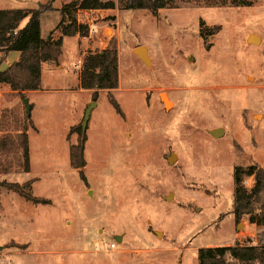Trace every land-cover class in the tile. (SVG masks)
<instances>
[{
    "label": "rangeland",
    "instance_id": "374dc122",
    "mask_svg": "<svg viewBox=\"0 0 264 264\" xmlns=\"http://www.w3.org/2000/svg\"><path fill=\"white\" fill-rule=\"evenodd\" d=\"M101 1H112L113 11L81 16L98 24L96 33L65 39L40 91L21 98L0 86V136L26 129L30 160L25 173L19 154H0V264H199L200 249H264L263 229L232 214L234 168L264 169V0H170L157 16L124 10L125 0ZM48 2L0 0V10ZM41 18L43 37L58 13ZM201 28L216 29L200 36ZM110 41L119 74L111 94L121 115L105 91L92 101L93 92L76 85L85 54ZM139 46L149 65L133 53ZM92 102L85 166L73 169L69 148L79 131H69L81 128ZM215 129L222 137L211 136ZM240 179L248 190L254 184L245 173ZM3 182L30 183L24 190L48 204L34 205ZM111 243L112 251L102 248ZM224 264L240 263L225 257Z\"/></svg>",
    "mask_w": 264,
    "mask_h": 264
},
{
    "label": "trees",
    "instance_id": "16d2710c",
    "mask_svg": "<svg viewBox=\"0 0 264 264\" xmlns=\"http://www.w3.org/2000/svg\"><path fill=\"white\" fill-rule=\"evenodd\" d=\"M53 0L48 4H39L36 9L25 10H0V62L9 52H19L17 62L10 65L6 70L0 72V84H6L10 90L21 98L26 91H36L40 89L41 64L47 61L55 62L59 57L60 43L52 41L51 37L41 40L40 16L44 12H52ZM170 0H125L124 10H148L154 16L158 11L166 7ZM112 1L103 2L101 0H81L72 1L61 6L58 10L61 20L56 26V30L62 36L80 38L88 36L87 25L78 22L76 14L82 10H112ZM72 12V13H71ZM28 18L26 25L20 28L24 19ZM64 18L67 20L65 23ZM216 28L200 29V36L205 33L210 34ZM16 30L13 35L10 31ZM78 87L81 90L92 91V101H96L99 91L107 93V99L115 110L121 115V110L113 98L111 92L118 87V50L115 42L110 41L106 48L97 53L88 52L85 54L81 64V71L78 76ZM78 130V141L76 145L69 148V164L73 169H82L85 166L83 159L84 144L86 137L80 127H72L69 134ZM15 151L19 154L17 160L22 171H30L29 145L26 129L19 134H4L0 136V154H8ZM4 174L8 171L6 169ZM254 178L253 186L248 190L241 184L240 175L244 174ZM82 182L85 178L82 172L79 174ZM233 203L232 214L235 222H239L242 217H247L249 223L262 228L264 232V170L251 165L244 172L241 168L235 167L233 170ZM7 190L16 192L20 197L34 205L48 204L45 199L33 197L24 188H29L30 183L22 186L12 183H1ZM230 259L240 264H264V249L254 246H234L220 248H205L198 252L199 264H224V258Z\"/></svg>",
    "mask_w": 264,
    "mask_h": 264
},
{
    "label": "crops",
    "instance_id": "0c3cea01",
    "mask_svg": "<svg viewBox=\"0 0 264 264\" xmlns=\"http://www.w3.org/2000/svg\"><path fill=\"white\" fill-rule=\"evenodd\" d=\"M53 1H55V0H53ZM59 1V3H60V6H62V5H64V4H67V3H69V2H72V1H74V0H58ZM60 6L59 7H57V8H54V6L52 5V8L54 9V11H52V12H57L58 13V20H57V23L46 33V35H44L43 37H42V34H41V40H43V41H45L47 38H48V36H50L51 37V39H52V41H56V42H59L60 43V51H61V53H60V55H59V57L57 58V60L55 61V62H52V61H47V62H44V63H42L41 64V76H40V89L39 90H36V91H26V92H24V94L26 95V96H30L31 94H35L36 92H38V91H40L41 89H42V79H43V71H44V68L46 67L48 70H49V68H50V66H52V65H55V66H57L56 65V63H58V62H60V57H61V55H62V46H63V43H64V41H65V39L67 38V37H65V36H62L61 34H60V32L58 31V30H56V26L58 25V23L60 22V18H61V16L59 15L60 13L58 12V10L60 9ZM110 11H113V9L112 10H89V11H86V10H82V11H78V13L76 14V16H77V20H78V22H80V18H81V16H90V17H96L98 14H100V13H103V12H110ZM46 12H44L43 14H45ZM43 14H41V16H40V31H41V17H42V15ZM91 19V18H90ZM27 21H28V18H26V19H24L23 21H22V23H21V25H20V28H22V27H24L25 25H26V23H27ZM47 22H48V20H47ZM81 23V22H80ZM98 24H95V26H97ZM97 29H98V27H97ZM97 29H96V31H97ZM75 40H76V42H78L77 41V38H79V36L78 35H76V36H74L73 37ZM94 44H96V43H94ZM104 48V47H103ZM11 57L10 58V60H8V57ZM18 59H19V52H9V53H7L6 54V56H5V58H4V62H6L7 63V65H6V69L10 66V65H12L13 63H15V62H17L18 61ZM59 67V66H58ZM60 68V67H59ZM5 69V70H6ZM4 71V70H3ZM1 72V71H0ZM78 84H79V82H78V78H76V85L78 86ZM1 85H3V86H5V87H9L8 85H6V84H0V86ZM79 88V87H78ZM10 89V88H9ZM81 90V89H80ZM83 91V90H82ZM84 91H86V90H84ZM12 92V91H11ZM14 93V92H13ZM16 94V93H15ZM17 95V94H16ZM251 225H253V224H251Z\"/></svg>",
    "mask_w": 264,
    "mask_h": 264
},
{
    "label": "water",
    "instance_id": "95a60500",
    "mask_svg": "<svg viewBox=\"0 0 264 264\" xmlns=\"http://www.w3.org/2000/svg\"><path fill=\"white\" fill-rule=\"evenodd\" d=\"M250 41L252 42H257V39L256 37H250L249 38ZM133 53L139 58V60L144 63L145 65H149L150 61H149V58H148V55H147V50L145 47L143 46H139L137 48H135L133 50ZM161 95H164V94H161ZM160 99L165 107V109H167V101L162 99V97L160 96ZM23 103H24V106L26 108V114L27 116L30 115V106L28 105V100L25 98L23 99ZM96 106V103L95 102H92L85 110V113H84V116H83V120H82V123H81V129L82 131H85L86 130V126H87V123H88V120H89V117H90V114H91V111L93 110V108ZM210 134L212 137L214 138H220L222 137L223 135V131L221 129H215V130H212L210 131ZM176 160V156L174 154H171L168 158H167V163L169 165L173 164ZM170 198V195L169 197H167V199ZM157 237H159L161 234L160 233H156ZM115 241L119 242L121 239L120 237L116 236L114 238Z\"/></svg>",
    "mask_w": 264,
    "mask_h": 264
},
{
    "label": "built area",
    "instance_id": "2783aa9c",
    "mask_svg": "<svg viewBox=\"0 0 264 264\" xmlns=\"http://www.w3.org/2000/svg\"><path fill=\"white\" fill-rule=\"evenodd\" d=\"M82 24L87 25L88 35H91V34H95L96 33V27L93 24H87V23H82ZM10 33L13 34V35H15L16 34V30L10 31ZM114 247H115V244L114 243H111V244L104 245L102 248L105 251H112L114 249Z\"/></svg>",
    "mask_w": 264,
    "mask_h": 264
},
{
    "label": "bare ground",
    "instance_id": "6f19581e",
    "mask_svg": "<svg viewBox=\"0 0 264 264\" xmlns=\"http://www.w3.org/2000/svg\"><path fill=\"white\" fill-rule=\"evenodd\" d=\"M161 97H162V99H164V100H166L167 101V99H166V96L165 95H161ZM170 106V103L167 101V107H169Z\"/></svg>",
    "mask_w": 264,
    "mask_h": 264
}]
</instances>
